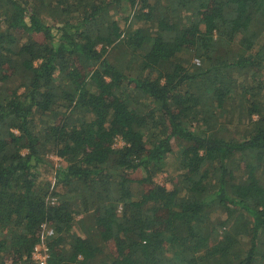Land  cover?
I'll return each instance as SVG.
<instances>
[{
    "label": "trees",
    "instance_id": "1",
    "mask_svg": "<svg viewBox=\"0 0 264 264\" xmlns=\"http://www.w3.org/2000/svg\"><path fill=\"white\" fill-rule=\"evenodd\" d=\"M43 223L47 264H264V0H0V264Z\"/></svg>",
    "mask_w": 264,
    "mask_h": 264
},
{
    "label": "rangeland",
    "instance_id": "2",
    "mask_svg": "<svg viewBox=\"0 0 264 264\" xmlns=\"http://www.w3.org/2000/svg\"><path fill=\"white\" fill-rule=\"evenodd\" d=\"M41 14H42V17H45V16H47V11L45 10ZM242 128L238 127L239 133L242 130ZM103 136H105V135H103ZM1 140H3V139H1ZM113 144H114L115 147H118V146H121L123 144V142H122L121 138L116 137L114 139V143ZM172 147L175 148L176 145L173 143L172 144ZM46 157L49 158V160L53 163V166H55V167L58 166L59 163L61 162V158H59L58 156H56L54 154H47ZM51 174H52L51 172L48 173V171H44L43 174L41 175L43 177L42 182H44L45 178L52 179V175ZM169 175H173V174L171 172L170 173L169 172H161V173H158L155 176V181L157 183L161 184V185H165L167 188H172V183L168 179L169 178ZM53 185H54V183H53V180H52V183H51L49 192L47 194V197H48L49 200H54V198L51 197V191H52V186ZM72 229H73L74 232H77V233L79 232L80 233V231H79L78 226H77L76 223L73 224V228ZM102 258H103V256L100 257V260L101 261H102Z\"/></svg>",
    "mask_w": 264,
    "mask_h": 264
},
{
    "label": "built area",
    "instance_id": "3",
    "mask_svg": "<svg viewBox=\"0 0 264 264\" xmlns=\"http://www.w3.org/2000/svg\"><path fill=\"white\" fill-rule=\"evenodd\" d=\"M40 232L39 240L33 247L31 259L34 264H47L50 255L47 238L54 234V230L48 224L43 223Z\"/></svg>",
    "mask_w": 264,
    "mask_h": 264
}]
</instances>
